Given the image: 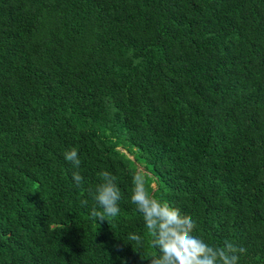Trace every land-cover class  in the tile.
Listing matches in <instances>:
<instances>
[{
	"label": "trees",
	"instance_id": "16d2710c",
	"mask_svg": "<svg viewBox=\"0 0 264 264\" xmlns=\"http://www.w3.org/2000/svg\"><path fill=\"white\" fill-rule=\"evenodd\" d=\"M101 171L123 198L99 224ZM140 171L264 264V0H0V264H151Z\"/></svg>",
	"mask_w": 264,
	"mask_h": 264
},
{
	"label": "clouds",
	"instance_id": "9594fccd",
	"mask_svg": "<svg viewBox=\"0 0 264 264\" xmlns=\"http://www.w3.org/2000/svg\"><path fill=\"white\" fill-rule=\"evenodd\" d=\"M64 156L76 169L72 174L76 187L83 190L84 177L79 171L82 162L78 150L72 148ZM98 176L101 182L87 188L86 195L94 202L91 217L102 224L120 214L123 197L117 176L108 171H101ZM132 182L131 202L142 214L152 247L159 251V256L154 257L151 264H239L241 255L246 254V248L232 241L226 240L223 246H212L196 235L197 223L191 215L150 194L143 171L135 173ZM88 203V199L81 201L84 206ZM129 239L138 245L143 244L140 235L130 234Z\"/></svg>",
	"mask_w": 264,
	"mask_h": 264
}]
</instances>
